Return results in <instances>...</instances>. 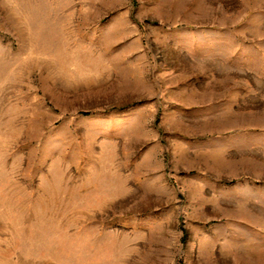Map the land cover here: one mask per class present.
Instances as JSON below:
<instances>
[{
	"label": "rangeland",
	"instance_id": "rangeland-1",
	"mask_svg": "<svg viewBox=\"0 0 264 264\" xmlns=\"http://www.w3.org/2000/svg\"><path fill=\"white\" fill-rule=\"evenodd\" d=\"M0 264H264V0H0Z\"/></svg>",
	"mask_w": 264,
	"mask_h": 264
}]
</instances>
